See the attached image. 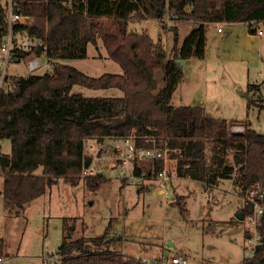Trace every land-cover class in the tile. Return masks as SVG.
Returning a JSON list of instances; mask_svg holds the SVG:
<instances>
[{
	"label": "trees",
	"instance_id": "obj_1",
	"mask_svg": "<svg viewBox=\"0 0 264 264\" xmlns=\"http://www.w3.org/2000/svg\"><path fill=\"white\" fill-rule=\"evenodd\" d=\"M14 11L32 17V24H16L14 32H26L45 44L23 49L15 40L12 61L45 56L50 64L44 73L7 75L0 88V139L11 140V153L0 149L3 185L1 193L9 213H20L60 178L72 185L82 179L83 168L92 162L86 153L90 138L102 143L111 137H133L138 146L176 149L177 171L213 185L232 178L245 195L257 184L264 186V132L247 120L215 117L199 104L176 105L174 93L184 78L177 61L178 34L169 52L162 38L147 31L131 30L137 19L153 18L168 29L166 18L202 24L264 22V0H13ZM7 0H0V46L8 32ZM101 38L110 58L121 72L92 76L66 63V59L88 56L89 43ZM2 64L0 61V75ZM163 86H160L159 75ZM75 84L88 88L115 87L121 96H86L73 92ZM255 85H250L252 88ZM242 132L231 130L234 124ZM210 156V157H209ZM231 156V157H229ZM151 162V161H149ZM134 165L133 173L150 175ZM42 166V174L35 170ZM102 172L83 177L90 189L104 183ZM183 214L185 203L177 201ZM64 229L63 240L49 264H147L121 252V235L109 229L96 236L74 238ZM258 230L261 243L243 259V264H264V213ZM251 231H245V239ZM118 244V245H117ZM113 246L117 248H113ZM0 237V256H6ZM156 258L153 264H165ZM58 262V263H57Z\"/></svg>",
	"mask_w": 264,
	"mask_h": 264
},
{
	"label": "rangeland",
	"instance_id": "obj_2",
	"mask_svg": "<svg viewBox=\"0 0 264 264\" xmlns=\"http://www.w3.org/2000/svg\"><path fill=\"white\" fill-rule=\"evenodd\" d=\"M165 20L173 25L169 16ZM219 25L225 29L226 25ZM258 26L264 30L263 23ZM129 28L138 32L145 30L155 40L161 37L167 48L175 37V32L164 30L153 18L137 19ZM205 36L203 55L191 72L187 71V78L179 84L172 102L204 106L201 103L204 101L213 116L250 121L255 130L263 133L264 34L257 35L249 30L248 23L238 22L233 31L224 30V33H218L211 25ZM40 59L43 65L36 73L51 69L45 56ZM65 62L92 76L122 71L120 64L109 57L101 38L96 45L89 43L87 57ZM11 74L31 73L27 71V62L21 61L7 67L6 75ZM161 77L158 76L163 86ZM250 85L255 86L250 88ZM72 91L86 96L123 94L115 87L94 89L79 84ZM231 130L242 132L245 126L234 124ZM102 143L110 147L109 139ZM0 149L2 153H11V140L0 139ZM176 153V149L168 150L163 160L171 183L168 195L153 180L134 175L131 167H124L112 150L102 147L96 167L104 173L105 183L99 189H90L83 174L77 185L60 178L20 213H9L5 207L0 166V237L6 242L4 264L53 263L66 225L74 238L100 235L109 229L111 235L123 237L122 253L143 258L147 264L161 256L168 261L178 254L193 264H243V259L251 253L245 239V231L251 224L238 217L243 210L244 195L232 178H220L208 185L205 180L179 174L177 158L173 155ZM137 164L144 169L151 166L148 161ZM42 172V166L35 170L36 174ZM177 201L185 203L186 214Z\"/></svg>",
	"mask_w": 264,
	"mask_h": 264
},
{
	"label": "built area",
	"instance_id": "obj_3",
	"mask_svg": "<svg viewBox=\"0 0 264 264\" xmlns=\"http://www.w3.org/2000/svg\"><path fill=\"white\" fill-rule=\"evenodd\" d=\"M7 23L8 32L4 38L3 43L0 46V61L2 64V73L0 75V88L7 85V67L14 63L11 59L13 54V49L15 46V40L18 39V45L23 49H30L32 46H41L45 48V44L42 40L35 37H31L26 32H14V27L16 24H21L25 26H30L32 24V17L25 14H20L14 11L13 0H7ZM170 17V16H169ZM257 22L252 21V29L257 31L259 34H263L264 30L259 28ZM224 25V23H221ZM224 30L222 25H219L218 31L222 32ZM42 61L39 56H35L27 61V71L28 73H36V71L42 67ZM236 127V126H235ZM233 128L235 131H239L237 128ZM110 140L108 144L100 143L98 141L88 140L86 142V153L92 157V162L83 168L84 176L96 175L100 170L96 167L97 161L101 158L100 149L105 147L106 151L112 150L115 154V158L121 161L122 165L129 169L131 167L132 172L134 170L135 162L139 161H151L154 162L158 159H166V152L168 150L158 147L156 144L153 146H138L133 137H111L107 138ZM106 139V140H107ZM165 150V151H164ZM134 174V173H133ZM137 177H147L153 180L160 191L163 194L168 195L171 188L170 177L167 172V168L162 166L156 169L155 165L152 167L150 175H147L146 171ZM167 197V196H166ZM244 218L251 224L247 230L251 231V235L246 238V243L249 246V250L252 253L254 247L261 243L262 235L258 230L259 220L261 215L264 213V186L258 184L247 190L244 195L243 210ZM58 258V255H54ZM143 259V258H142ZM169 259V258H168ZM154 260H151L149 264H153ZM5 263V256H0V264ZM165 264H193L185 256L178 254L173 256L167 261L165 258Z\"/></svg>",
	"mask_w": 264,
	"mask_h": 264
},
{
	"label": "crops",
	"instance_id": "obj_4",
	"mask_svg": "<svg viewBox=\"0 0 264 264\" xmlns=\"http://www.w3.org/2000/svg\"><path fill=\"white\" fill-rule=\"evenodd\" d=\"M171 21L173 22V25L168 24L169 26L168 30L175 32L176 29V32L178 34V44L176 47V51L180 56L179 58L183 59L181 67L184 72V78L182 82L184 81L185 78H187L186 77L187 71L191 72L192 67L195 65L196 61L200 59L201 55H203L202 41L204 37H206L205 34L208 31L209 27L211 25L215 26L218 33H224V30L233 31L236 28V23H232V24L224 23V25H226L225 29L222 32H220L218 31L219 24H214V23L202 24V23H195L191 20H178V19H172L170 20V22ZM172 26L175 29H171L170 27ZM253 33L259 35V33L255 30H253ZM173 45H174V40L169 45V48H167L169 52L172 51ZM201 103L204 105L206 111L209 112L205 106V102L203 101ZM186 105H188V103Z\"/></svg>",
	"mask_w": 264,
	"mask_h": 264
},
{
	"label": "water",
	"instance_id": "obj_5",
	"mask_svg": "<svg viewBox=\"0 0 264 264\" xmlns=\"http://www.w3.org/2000/svg\"><path fill=\"white\" fill-rule=\"evenodd\" d=\"M231 29V28H230ZM177 61L180 63V66H182V61H183V59H181V58H177ZM238 217L240 218V219H243L244 218V214H243V212H239L238 213ZM169 245H173V243L172 244H169Z\"/></svg>",
	"mask_w": 264,
	"mask_h": 264
}]
</instances>
